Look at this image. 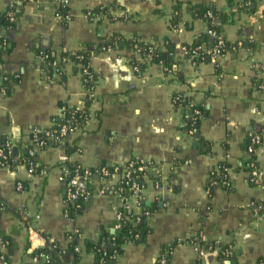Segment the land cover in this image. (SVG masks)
<instances>
[{
  "label": "crops",
  "instance_id": "crops-1",
  "mask_svg": "<svg viewBox=\"0 0 264 264\" xmlns=\"http://www.w3.org/2000/svg\"><path fill=\"white\" fill-rule=\"evenodd\" d=\"M56 1L0 0V11L12 4L20 11L14 26L1 31L6 40L0 51V138L18 146L11 152L14 158L31 144L33 130L53 126L64 106H81L86 94L81 74L72 73L71 61L62 67L64 83L58 81L60 75L46 78L36 58L37 48L56 53L82 45L92 48L112 32L124 37L140 34L158 45L167 38L177 46L169 59L179 61L173 66L178 74H164L162 65L155 62L134 73L129 63L133 52L128 50L91 55L97 83L86 130L79 135L78 131L68 133L37 150L38 168L33 166L32 172L23 163L12 169L0 165L4 204L0 233L10 240L1 251L10 264H38L32 251L44 244L41 233L60 248L70 241L79 246V253H68L61 264L91 263L93 254L84 243L118 233L116 216L124 202L112 194H99L101 181L93 174L90 195L80 208L72 209L66 204V183L61 178L63 161L95 167L121 164L131 157L153 162L149 171L159 174L160 180L147 176L143 190L144 204L152 208L147 217L150 231L139 242L124 241L112 264H154L161 245L175 240L169 264H191L197 259L200 264H227L226 259L217 258L216 251L205 249L199 255L186 241L198 231L206 240L231 242L238 264H254L264 257V211L255 215L253 208L254 203H264V146L256 151L258 182L249 180L246 167L239 168V160L245 159L246 130L264 125V68L258 67H264V0H255L253 10H240L228 0H179L213 4L228 14L227 20L216 23L218 34L233 45L215 61L197 65L183 58L180 44L191 43L207 31V25L184 8L172 24L174 0H115L119 8L114 13L128 18L104 25L89 20L85 10L109 0H67L66 26L54 12ZM5 77H10L8 88L1 85ZM177 92L192 97L194 103L206 102L208 110L194 139L180 127L183 109L172 102ZM73 143L78 149L68 154L66 147ZM179 160L184 162L178 164ZM222 160L227 163L228 186L214 187L209 196V173ZM117 179L112 176L108 184ZM18 181L21 189L16 188ZM129 204V209L140 210L134 200ZM73 229L80 236L69 240L65 233Z\"/></svg>",
  "mask_w": 264,
  "mask_h": 264
},
{
  "label": "trees",
  "instance_id": "trees-1",
  "mask_svg": "<svg viewBox=\"0 0 264 264\" xmlns=\"http://www.w3.org/2000/svg\"><path fill=\"white\" fill-rule=\"evenodd\" d=\"M22 4H25L29 0H18ZM255 0H228L229 4L234 2L238 9L240 10H253L252 7ZM158 0H156V3ZM119 6L116 4L115 0H109L106 3H100L91 9L85 10V14L89 20H95L96 23L104 25L107 22H112L118 19H127L128 17L125 14L118 16L114 13ZM184 8L186 12L190 14L192 18L202 19L207 25V31L211 30L214 33H219L220 26L217 25V21L227 20L228 14L218 10L214 7L213 4H202V3H191V2H182L179 0H174L172 4L173 15L171 18V23L174 24L179 19L181 15V10ZM69 11L67 3L55 4L54 12L61 16L64 20V26L70 19H65L63 15ZM159 12V9H155ZM13 16L11 20L10 17ZM20 16V11L16 8L15 4H12L7 10L0 11V51L3 49L5 44V36L1 31L8 30L14 26L17 19ZM202 33L191 43H181L180 47L183 50V58L193 62L194 65H197L200 62L211 60L208 51L216 44V39L210 37L208 32ZM122 44L119 46V44ZM231 45L226 41L219 48L218 55L223 56L229 49ZM175 44L169 39L165 38L162 44H156L154 41L146 40L140 34H133L131 37H124L119 33L112 32L105 34L102 40L92 48L82 45L79 48L72 50H62L60 53H56L50 48H40L36 49L37 60L39 61V66L41 67V72L46 78H51L53 66L57 68L60 72L58 81L60 83L65 82V73L62 69L63 65L67 61H71L72 73H80L82 84L86 89V94L83 98L81 106L66 105L61 110V113L56 117L54 125L49 128H44L42 131H38L36 134L32 132L29 134V137L35 136V143L37 144V149L33 148V143L27 144L24 149V152L17 158H14L10 154L7 158H0V161H3V166H6L12 169L16 164L23 163L27 168L29 166H35V169L38 168V165L35 161V154L37 150L46 148L49 144H55L56 141L50 140L47 138L46 131L57 130L63 124H68V132L78 131V135L86 130V123L89 120V107L92 101L93 96L90 94L93 92V89L97 83V74L92 70L90 65V57L93 54H97L101 51L108 49H119V50H128L133 52V56L130 57L129 63L132 67H135L133 70L134 73H138L141 68H143L147 63H160L164 69V74H171L176 76L178 71L173 68L175 64L179 63L178 60L169 59L170 56L174 57L173 54L176 50ZM65 59V60H63ZM139 59V60H138ZM147 59V60H146ZM144 60V61H142ZM146 61V62H145ZM217 65V62H216ZM264 68V67H263ZM82 70H86L85 73H81ZM1 85L8 88L10 77L1 78ZM172 102L174 106L181 107L183 109V121H184V131H188L191 128L195 129L192 139L195 138V134L198 133L199 123L201 118H203L207 113L206 102L194 103L192 97L185 95L184 93H174L172 95ZM264 132V125L259 129L255 130L250 128L245 132V141L243 143V150L247 154V148L251 144V137L255 134L260 135V143L264 145V138L261 136ZM43 141L42 144H39ZM5 142V139L0 138V146ZM254 146H257L255 144ZM78 149L77 145L74 143L66 147L67 153H72ZM255 158L254 153H249L248 158L239 160V168L245 169L246 163ZM140 159L136 157H131L128 161L122 164H102L99 165L97 170L101 167H105L109 173H112L116 170L121 173V170L124 166H127L132 162L131 168H137L140 164ZM184 162L179 160L178 164ZM149 168L144 170L137 171L136 174L132 175V179L135 181H141L143 173L146 176H149L153 181H159V174L150 173L149 169L154 166L153 162L147 161L144 162ZM76 162H63L64 168L72 169L75 167ZM1 165V162H0ZM95 168H92L94 170ZM124 177V176H123ZM124 178H120V181ZM122 184L121 182L116 183L115 187ZM219 185L228 186V175H227V163L225 160L219 161L217 168L209 173L206 186L208 188V195H212V189ZM122 194L129 195L130 190L128 186L122 184ZM84 200H79L80 206H82ZM1 202V201H0ZM140 210L134 211L131 208L126 209L125 216H122L119 222L120 230L118 233L111 235L103 234L98 241L92 242L87 240L85 244V250L92 252L93 260L91 264H112L115 261L117 254L121 251V244L124 241H133L139 242L145 237V235L150 231V228L147 226V217L152 213L151 207H146L142 196L139 197ZM4 206V204L2 203ZM80 208V207H79ZM72 209H76L72 207ZM1 210V209H0ZM199 231L196 232L192 237L186 239L187 242H190L194 236H197ZM44 238V244L41 247H38L32 251L33 255L38 259V264H61V260L68 253L73 252L74 242L70 241L67 243L65 248H60L54 242L50 240L48 234L41 233ZM80 236V232L68 231L65 233V237H75ZM177 241L171 243L162 244L160 247V254L155 260L154 264H169L170 254ZM0 245L8 247L10 245V240L7 235L0 233ZM205 249L208 252L217 253V258L219 260L227 259L230 264H238L236 262V250L233 248L231 242L221 243L211 240H206L204 244ZM217 248V249H216ZM216 249V250H215ZM42 254L46 255V260L41 261L40 257ZM5 257L6 264H10L8 257L3 254ZM60 257V259H59ZM84 264V263H83ZM191 264H200L199 259L195 260ZM254 264H264V257H259Z\"/></svg>",
  "mask_w": 264,
  "mask_h": 264
},
{
  "label": "built area",
  "instance_id": "built-area-1",
  "mask_svg": "<svg viewBox=\"0 0 264 264\" xmlns=\"http://www.w3.org/2000/svg\"><path fill=\"white\" fill-rule=\"evenodd\" d=\"M61 3H67V0H57L55 4H61ZM65 19L69 18L68 12L63 15ZM10 19H13V16L10 17ZM210 35V37L216 39V44L212 47L211 50L208 51V54L210 55L211 60H216L219 58L218 52L219 48L224 44V39L220 36V34H216L212 32L211 30L207 31ZM109 50V49H108ZM65 60V59H63ZM193 63V62H192ZM260 68H263L262 65L258 66ZM135 69V67H133ZM86 70H82V74L85 73ZM60 72L57 70L55 66H53L51 78L59 76ZM93 96V92L90 93ZM184 121L180 124V127L183 129L184 127ZM68 124H63L60 126L57 130L52 131H46L47 138L54 141H60L62 138H64L68 133ZM43 129H35L32 131L33 134H36L38 131H42ZM195 132L194 128L189 129L188 131H185V133L188 136H192ZM264 138V132L261 135ZM35 136L30 138V142L33 143V148L37 149V144L35 143ZM43 141H41L39 144H42ZM257 144V146H254ZM13 143L11 141H5L2 146H0V158H7L10 154H12ZM264 145L260 143V135L255 134L251 137V144L247 148V154L245 153V158H248L249 153H254L255 158L248 163H246V168L249 172V180L252 182H258L259 179V172L258 167L256 165V151L258 148L263 147ZM140 164H138L137 168H131L132 162H130L129 165L124 166L121 170V173H119L115 168V171L112 173H109V171L105 167H101L99 170H97L98 166L95 167H89L84 166L79 163L75 164V167L72 169H66L63 168L62 170V180L66 183V204L70 207L79 208L80 202L79 200H85L91 193V189L89 187L90 178L93 174L97 175L99 178V181H101V184L98 187L97 192L99 194H112L118 198H120L124 202V209L117 214L116 218V226L115 228L117 230H120L119 222L122 216H125V211L130 207V200H134L137 204L139 202V197L143 196V190L146 187L147 183V176L145 173L141 175L142 180L141 181H134L132 179V175L136 174L139 170H144L145 168H149L142 160H139ZM1 165H3V161H0ZM65 162V160L63 161ZM122 164V163H121ZM92 168H95L92 170ZM33 166L28 167V172L33 171ZM117 175L118 179L115 183L108 184L109 179L112 178V176ZM124 176V177H123ZM124 178V180L120 181V178ZM121 182L122 184H125L128 186V189L130 190L129 195H123L122 194V184L115 187L116 183ZM155 186H158V184L155 183ZM22 185L21 182H16V188L21 189ZM4 206L2 205V202H0V209H2ZM254 211L256 212L255 215H260L264 211V203L257 202L254 203ZM73 232H77V229L71 230ZM69 240H72L73 237H68ZM191 244L194 245L199 255H202L205 251L204 244L206 242V238L204 235L200 232L197 236H194L190 240ZM4 248L3 245H0V264H6L4 253L1 251V249ZM73 251L76 253H79L80 248L78 245H74ZM40 260H46V255L42 254L40 257ZM227 260V259H226ZM228 261V260H227ZM74 264H82L78 261ZM91 264V263H87ZM227 264H230L229 261Z\"/></svg>",
  "mask_w": 264,
  "mask_h": 264
},
{
  "label": "water",
  "instance_id": "water-1",
  "mask_svg": "<svg viewBox=\"0 0 264 264\" xmlns=\"http://www.w3.org/2000/svg\"><path fill=\"white\" fill-rule=\"evenodd\" d=\"M195 136L198 137V134H195ZM17 149H18V146L17 145H13L12 146V150H11L12 153H14V151L17 150Z\"/></svg>",
  "mask_w": 264,
  "mask_h": 264
}]
</instances>
